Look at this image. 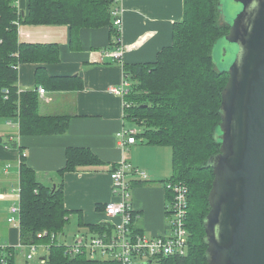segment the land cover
<instances>
[{
	"label": "trees",
	"instance_id": "1",
	"mask_svg": "<svg viewBox=\"0 0 264 264\" xmlns=\"http://www.w3.org/2000/svg\"><path fill=\"white\" fill-rule=\"evenodd\" d=\"M113 1L28 0L26 13H21L15 0H0V122L16 117L19 132L24 135L66 131L69 115L42 113L37 89L20 91L16 84L19 62L56 63L60 59L59 47L19 42L18 24H68L71 45L77 48L81 28L109 26L111 34L116 35L111 15ZM218 1L184 0L183 18L174 25L172 44L163 47L154 62L123 66L130 81L125 100L131 103L125 109V118L143 127L136 138L171 147L173 173L168 180L183 182L188 188L187 252L161 257L159 264H208L203 219L209 210L207 196L213 173L207 162L219 150L214 131L220 121L221 91L228 78L212 60L214 44L229 29L220 20ZM35 80L37 85L55 90L82 87L80 77L51 76L45 66L36 68ZM98 163L100 159L90 149L68 147L66 163L58 173ZM19 207L20 243L42 246L47 253L46 264H114L64 254L57 237L64 234L71 212L64 207L62 187L40 184L24 158L19 171ZM88 228L99 233L111 230L102 223ZM9 250L11 256L0 264H15L13 248Z\"/></svg>",
	"mask_w": 264,
	"mask_h": 264
},
{
	"label": "crops",
	"instance_id": "2",
	"mask_svg": "<svg viewBox=\"0 0 264 264\" xmlns=\"http://www.w3.org/2000/svg\"><path fill=\"white\" fill-rule=\"evenodd\" d=\"M119 3L123 47L119 61L114 58L117 48L109 26L81 28L75 48L71 45L68 24H18L19 42L56 44L60 57L58 62L50 64L19 62L18 89H37L42 113L66 114L70 118L65 132L43 135L21 134L16 117L1 120L0 232L4 235L0 236L3 240L8 233L10 207L19 203L22 158L34 169L40 184L62 187L64 207L71 212L68 219L72 217L78 227L75 235L96 232L88 225L98 223L113 230V223L120 221L119 216L106 215L104 205L116 199L110 172L122 162L148 173L147 180L131 179L128 188L129 203L135 213L132 226L147 237L168 231L169 199L165 181L173 173L172 149L168 145L149 144L143 137L121 147L117 134L128 128L124 97L110 89L122 83L124 65L154 62L157 53L172 44L174 25L183 18L184 0H119ZM15 4L18 11L26 13L28 0H15ZM38 66H45L51 76H78L82 87L55 90L37 85ZM39 87L45 89L43 93L38 91ZM68 147L88 148L100 163L79 165L60 175L58 170L66 163ZM13 253L15 258L14 249Z\"/></svg>",
	"mask_w": 264,
	"mask_h": 264
},
{
	"label": "water",
	"instance_id": "3",
	"mask_svg": "<svg viewBox=\"0 0 264 264\" xmlns=\"http://www.w3.org/2000/svg\"><path fill=\"white\" fill-rule=\"evenodd\" d=\"M217 8L229 29L212 60L228 78L214 131L219 150L207 162L205 256L208 264H264V0H219Z\"/></svg>",
	"mask_w": 264,
	"mask_h": 264
},
{
	"label": "built area",
	"instance_id": "4",
	"mask_svg": "<svg viewBox=\"0 0 264 264\" xmlns=\"http://www.w3.org/2000/svg\"><path fill=\"white\" fill-rule=\"evenodd\" d=\"M121 8L119 0H114L111 10L113 26L116 29L113 43L116 45L114 58L120 60L123 47L120 45L121 37ZM111 92L124 97L123 105L127 108L131 105L125 100L129 92V82L126 75L118 87H112ZM40 93L44 92L43 87H39ZM137 130L132 127L122 129L118 135V144L123 147L127 144L136 142ZM112 180V194L116 198L110 200L104 205V212L108 216H119L120 221L113 223V230L99 232H84L75 236L71 244L62 245L63 252L68 257L84 255L87 258L95 260H108L114 264H136L135 260L145 259L143 264H159L161 257L182 256L186 254L188 247V231L186 227V217L188 210V188L183 182L172 180L165 181V188L169 193V204L166 208V219L168 232L161 235L146 237L141 232L133 231L132 219L133 209L129 203L128 188L131 179L147 180L148 173L144 169L135 167L129 163L122 162L115 166L110 172ZM19 192V191H18ZM168 198V199H169ZM10 215L7 221L13 225L19 226V203L10 207ZM18 215V220L14 215ZM58 241V240H57ZM20 248H28L25 254L26 259L32 257L35 244L17 245ZM16 247L5 244L0 237V262H5L10 257ZM44 251V250H43ZM108 254L109 259H103Z\"/></svg>",
	"mask_w": 264,
	"mask_h": 264
},
{
	"label": "rangeland",
	"instance_id": "5",
	"mask_svg": "<svg viewBox=\"0 0 264 264\" xmlns=\"http://www.w3.org/2000/svg\"><path fill=\"white\" fill-rule=\"evenodd\" d=\"M217 51V49H216ZM127 79V78H126ZM130 85V81L127 79ZM126 126L135 128L138 132H141L143 130V127L140 124H137L134 121H131L129 119L126 120ZM1 213V212H0ZM11 214V213H9ZM15 217L17 218L16 221L18 220V215L14 213ZM5 224V221L3 222ZM8 223V222H7ZM76 221L72 219V217L69 219L68 223L64 227V235H58V242L64 243V244H71L75 238V233L77 232V225L75 224ZM9 225L7 226L8 233L6 235L4 242L6 244L14 245L15 248V264H46L44 260L41 259V257H44V253L42 247H36L35 250L32 252V257L30 259H26L25 254L28 251V248H20L17 245L20 243L19 242V228L18 225H13L11 223H8ZM6 225V224H5ZM168 232V231H167ZM0 234L4 235L3 232L1 231ZM147 237V236H146ZM149 238V237H148ZM44 253V254H43ZM106 257L103 259H109L111 257L108 256V254H105ZM145 259H137L135 260L136 264H143Z\"/></svg>",
	"mask_w": 264,
	"mask_h": 264
},
{
	"label": "bare ground",
	"instance_id": "6",
	"mask_svg": "<svg viewBox=\"0 0 264 264\" xmlns=\"http://www.w3.org/2000/svg\"><path fill=\"white\" fill-rule=\"evenodd\" d=\"M19 227V226H18ZM1 237V236H0Z\"/></svg>",
	"mask_w": 264,
	"mask_h": 264
}]
</instances>
